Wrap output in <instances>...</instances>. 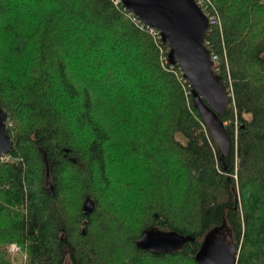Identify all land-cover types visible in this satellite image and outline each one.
I'll list each match as a JSON object with an SVG mask.
<instances>
[{"label": "trees", "instance_id": "obj_1", "mask_svg": "<svg viewBox=\"0 0 264 264\" xmlns=\"http://www.w3.org/2000/svg\"><path fill=\"white\" fill-rule=\"evenodd\" d=\"M19 1L0 0L14 142L0 158V264H14L11 243L25 264H200L216 230L236 264H264V0H210L221 24L206 45L234 95L223 158L168 45L122 0H23L25 13Z\"/></svg>", "mask_w": 264, "mask_h": 264}, {"label": "water", "instance_id": "obj_2", "mask_svg": "<svg viewBox=\"0 0 264 264\" xmlns=\"http://www.w3.org/2000/svg\"><path fill=\"white\" fill-rule=\"evenodd\" d=\"M146 25L160 31L169 46V61L178 64L187 82L193 87L194 103L211 136L222 150V158L230 152V141L220 115H225L229 94L223 80L214 70L212 54L206 45L210 22L196 0H122ZM8 115L0 106V157L14 146L7 132ZM212 231L197 254L200 264H236L239 249L231 234ZM227 234V232H226ZM161 250H173L188 237L170 238ZM193 240V239H192Z\"/></svg>", "mask_w": 264, "mask_h": 264}, {"label": "rangeland", "instance_id": "obj_3", "mask_svg": "<svg viewBox=\"0 0 264 264\" xmlns=\"http://www.w3.org/2000/svg\"><path fill=\"white\" fill-rule=\"evenodd\" d=\"M5 1V3L6 4H8V5H10V6H12L13 5V0H4ZM19 1V0H18ZM20 2V8L21 9H23V12L25 13V12H27L28 11V9H27V4L26 3H21V2H23V0H20L19 1ZM23 4V5H22ZM106 38V37H105ZM9 40V39H8ZM3 40L2 39H0V54H2V50H3V47H2V45H3V42H2ZM105 44L106 45H110V41L109 40H107L106 42H105ZM168 48H169V46H168ZM67 53L65 52V51H60L59 52V57H61V58H64V60H65V62L66 63H68L69 65V69H68V73L72 76V78L75 80V81H78L79 79H78V74H80V72H79V70L77 69V67H76V63H73L71 60H67L68 58H67ZM11 66V63L10 62H6L5 61V65L4 64H2V63H0V71L1 72H3V73H9V72H6L7 71V69H5L6 67H10ZM86 68H88V67H86ZM181 69V68H180ZM214 69H215V66H214ZM88 70V69H87ZM181 71H182V69H181ZM216 71V70H215ZM183 72V71H182ZM183 74H184V72H183ZM133 79H135V78H133ZM186 79V78H185ZM132 80V79H131ZM131 80H129V85H131L132 86V88H134V83L136 82L135 80L134 81H131ZM187 81V80H186ZM227 90H228V94H229V100H230V97H233V99H234V95H233V90H232V87L230 86V88H227ZM231 103H230V101H229V105H230ZM233 104H234V100H233ZM7 125H8V120H7ZM1 158V161L2 162H8V161H13V158L10 156V155H6V156H3V157H0ZM236 178H237V182L239 181V176H238V174H237V176H236ZM226 232H227V234H226ZM225 233V236H227L228 234H230L228 231H225L224 232ZM6 252H8V254H10L9 253V251H8V245L6 246ZM12 256L10 255V258H11ZM13 259V262H14V264H18V263H21L22 261H23V258H22V256H18V258H12Z\"/></svg>", "mask_w": 264, "mask_h": 264}, {"label": "built area", "instance_id": "obj_4", "mask_svg": "<svg viewBox=\"0 0 264 264\" xmlns=\"http://www.w3.org/2000/svg\"><path fill=\"white\" fill-rule=\"evenodd\" d=\"M119 1L120 0H117L116 2L118 3ZM196 2L201 7V9L205 12V14L207 15L209 22H210V26L213 24H218V23L221 24V18L219 16V14L217 13V11H212V9H211L212 3L210 0H196ZM139 22H141V21L139 20ZM148 28L152 34H155V33L160 34V31L158 29L153 28L151 26H148ZM159 36L161 37V34ZM212 57H213V61H214V66L216 67L218 57L217 56H212ZM168 59H169V56H168ZM172 65H174V64H172ZM8 251H9L10 255L12 256V258H14V259L16 258V256L21 255L23 258V261L21 263H18V264H25V261L27 260V256L24 253L21 245H19L18 243H11L8 246Z\"/></svg>", "mask_w": 264, "mask_h": 264}]
</instances>
